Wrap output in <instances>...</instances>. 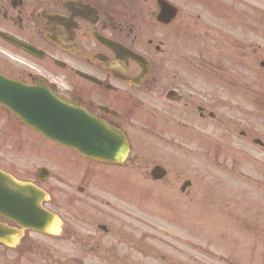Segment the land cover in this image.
Segmentation results:
<instances>
[{
  "label": "flooded vegetation",
  "instance_id": "flooded-vegetation-1",
  "mask_svg": "<svg viewBox=\"0 0 264 264\" xmlns=\"http://www.w3.org/2000/svg\"><path fill=\"white\" fill-rule=\"evenodd\" d=\"M160 1L0 0V73L34 86L45 81L124 133L139 152L112 166L78 161L68 150L56 153L62 149L49 142L27 165L25 142L36 133L0 108V264H129L133 237L142 242L146 235L141 206L128 221L132 214L116 202L125 186L138 188L141 178H150L163 183L151 187L157 194L182 181L154 172L159 164L152 162L230 153H245L252 162V144L264 151V137L248 134L244 92L229 99L217 60L224 53L220 29L221 42H215L202 16L176 14ZM193 52L202 56L204 70L194 68ZM230 105L238 106V120L230 118ZM60 158L72 168L68 182L60 177ZM253 161L264 166V155ZM180 164L174 170L182 175ZM179 191L189 195L182 183ZM84 205L95 211L78 208Z\"/></svg>",
  "mask_w": 264,
  "mask_h": 264
},
{
  "label": "rangeland",
  "instance_id": "rangeland-1",
  "mask_svg": "<svg viewBox=\"0 0 264 264\" xmlns=\"http://www.w3.org/2000/svg\"><path fill=\"white\" fill-rule=\"evenodd\" d=\"M201 3L202 0H197ZM211 1V2H210ZM227 2L228 0H223ZM218 2L222 4V0H209V3ZM180 3V2H179ZM199 7L200 4L198 3ZM197 7V5H196ZM235 7H236V18H237V32L239 33V45L240 54H241V65H245V73L254 74L253 66L246 62L244 58L248 56L251 57L250 50L257 47L259 44L264 42V0H235ZM251 9V13H250ZM247 30L250 31V35L246 32ZM248 46H251L250 49ZM243 72L241 80L243 81L244 90H251L252 88V80L247 78L246 74ZM263 87L262 98H264V80L262 82L261 88ZM261 119L264 123V102L261 100ZM255 107V104L249 103L245 108L246 113V122L247 124H251L253 127L257 126V122L260 120L259 115L253 110L251 107ZM254 130V129H253ZM264 131V126H263ZM253 154L260 155L261 157L264 153H258L253 149ZM223 159L220 160V166H217L218 173L221 172V179L215 178V180L211 181L208 187L204 188L200 187H193V190L198 197H203L207 192H219L221 195L222 203L218 206L219 211H223V213L228 215V217H223L222 220L213 221L204 218L202 215V219L206 222H211L212 224L208 227L203 228V232L209 236L215 235V227L213 224L220 225L224 223L225 228L230 230L231 227L235 229V225L231 224L230 222L238 221L237 224H241L246 221H252L253 212L256 211L257 216L264 213V189L261 187V176H260V168L256 165H252V172L251 175H244L240 168H231L228 171V174H225L224 171L226 170L227 165H231L232 159L230 156H222ZM223 160V161H222ZM207 161V159H206ZM234 161L241 165L244 163L243 157L235 156ZM225 164V166H223ZM249 167V164H246ZM221 167V168H220ZM225 167V168H224ZM253 167H256L258 172H255ZM220 168V169H219ZM241 209H250L245 210L243 212H239V208ZM204 213L208 214V211L202 210ZM234 216V217H233ZM147 217V216H145ZM216 218V217H215ZM261 219H264V216H260ZM232 226H230L228 223ZM254 223V222H253ZM257 223H260L259 221ZM243 226V225H241ZM250 226V225H249ZM172 229V237L177 238V244L179 248V256L175 259L178 264H230V263H223L220 259H229L230 261H234V258L239 259V263L242 264H264V249L261 252L257 247H255L254 243L250 244V241L245 240L244 238H236L231 241L230 236L232 232H227V236L225 239L226 232H220L219 240L217 242L213 241V245L211 246L209 243H205L200 241L201 239H194L191 243H186L184 237L186 236V231L179 228L176 224L175 227L172 225H165V229ZM248 229V225L245 226L244 230ZM164 234V232H163ZM256 238L264 242V229L259 226L256 231ZM251 236V235H250ZM249 236V237H250ZM165 239L163 236H161ZM166 240H169L166 238ZM237 240V241H235ZM250 244V245H249ZM193 245V246H192ZM202 245L204 246V250L202 251ZM210 245V246H209ZM186 246H192L188 249ZM200 248H198V247ZM250 248H253V252L250 251ZM184 249L185 256L182 255V250ZM206 249H212L210 254L206 253ZM233 256L234 258L230 257L229 255ZM182 255V256H180ZM150 258H158L153 254H150ZM165 260L157 259L158 263L153 264H171L172 261L169 260L168 257H164ZM222 263H221V262ZM176 264V263H175Z\"/></svg>",
  "mask_w": 264,
  "mask_h": 264
},
{
  "label": "water",
  "instance_id": "water-1",
  "mask_svg": "<svg viewBox=\"0 0 264 264\" xmlns=\"http://www.w3.org/2000/svg\"><path fill=\"white\" fill-rule=\"evenodd\" d=\"M10 89H13V94L19 95L20 101L24 102L25 105H27L28 112H30V115L35 119L34 122L35 125H39L43 128L52 127L51 119L55 116V101L51 95L46 91V94L41 93L39 90H32L29 88H24L21 85L18 84H8L7 85ZM23 92L25 94L22 99L20 98V92ZM9 90H6L8 92ZM53 107V111L52 108ZM21 110V109H20ZM51 118V119H49ZM45 119H48L46 122ZM77 122L81 125L82 121L77 120ZM78 123H72L65 126H61V121H58V124L55 125L54 131L58 133V136L61 138H70V136L73 133H78L79 131V124Z\"/></svg>",
  "mask_w": 264,
  "mask_h": 264
}]
</instances>
